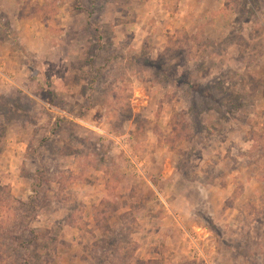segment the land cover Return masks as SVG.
Masks as SVG:
<instances>
[{"label":"rangeland","instance_id":"rangeland-1","mask_svg":"<svg viewBox=\"0 0 264 264\" xmlns=\"http://www.w3.org/2000/svg\"><path fill=\"white\" fill-rule=\"evenodd\" d=\"M0 264H264V0H0Z\"/></svg>","mask_w":264,"mask_h":264}]
</instances>
